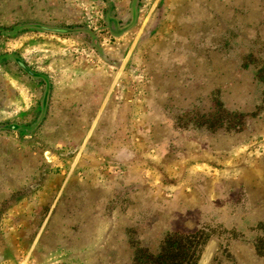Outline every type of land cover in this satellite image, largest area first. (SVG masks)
<instances>
[{
	"label": "rangeland",
	"instance_id": "1",
	"mask_svg": "<svg viewBox=\"0 0 264 264\" xmlns=\"http://www.w3.org/2000/svg\"><path fill=\"white\" fill-rule=\"evenodd\" d=\"M264 264V0H0V264Z\"/></svg>",
	"mask_w": 264,
	"mask_h": 264
},
{
	"label": "trees",
	"instance_id": "2",
	"mask_svg": "<svg viewBox=\"0 0 264 264\" xmlns=\"http://www.w3.org/2000/svg\"><path fill=\"white\" fill-rule=\"evenodd\" d=\"M162 260V261H161ZM157 261H161L160 264H175L173 261V259H171L170 257H166V256H160L159 259H157ZM190 260L186 261L185 264H190L189 263ZM178 264V263H177ZM180 264H184V263H180Z\"/></svg>",
	"mask_w": 264,
	"mask_h": 264
}]
</instances>
